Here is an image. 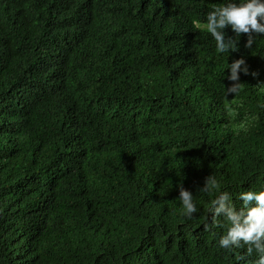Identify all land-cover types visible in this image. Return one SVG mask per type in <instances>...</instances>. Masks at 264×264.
Here are the masks:
<instances>
[{"label":"trees","instance_id":"16d2710c","mask_svg":"<svg viewBox=\"0 0 264 264\" xmlns=\"http://www.w3.org/2000/svg\"><path fill=\"white\" fill-rule=\"evenodd\" d=\"M226 2L0 0V264H253L202 191L264 189V36L218 53Z\"/></svg>","mask_w":264,"mask_h":264},{"label":"clouds","instance_id":"9594fccd","mask_svg":"<svg viewBox=\"0 0 264 264\" xmlns=\"http://www.w3.org/2000/svg\"><path fill=\"white\" fill-rule=\"evenodd\" d=\"M206 31L215 41L218 53L236 50L237 40L226 38L224 29L230 28L238 38L241 33L246 35L245 47H251L256 35L264 36V0H227L226 3L208 11ZM243 58L235 59L227 64L230 81H238V72L247 74V67L242 68ZM238 84L233 83L224 94L238 92ZM179 187V186H178ZM202 191L216 192L210 202L213 213L212 224L205 227L224 229L219 236L218 245L232 252L243 249L248 257H253V264H264V189L259 191L245 190L239 192L233 202V196L226 190H220L217 181L208 176ZM178 199L183 208L182 215L191 217L197 212L192 194L180 188Z\"/></svg>","mask_w":264,"mask_h":264}]
</instances>
